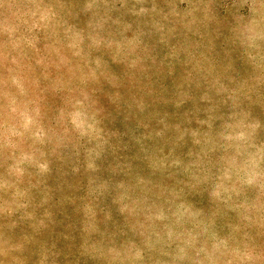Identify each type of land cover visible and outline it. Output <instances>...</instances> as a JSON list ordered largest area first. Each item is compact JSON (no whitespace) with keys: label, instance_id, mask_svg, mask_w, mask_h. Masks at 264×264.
<instances>
[{"label":"rangeland","instance_id":"1","mask_svg":"<svg viewBox=\"0 0 264 264\" xmlns=\"http://www.w3.org/2000/svg\"><path fill=\"white\" fill-rule=\"evenodd\" d=\"M0 264H264V0H0Z\"/></svg>","mask_w":264,"mask_h":264}]
</instances>
